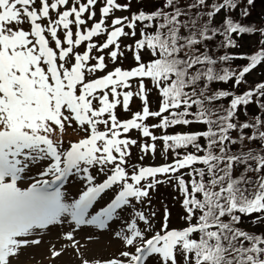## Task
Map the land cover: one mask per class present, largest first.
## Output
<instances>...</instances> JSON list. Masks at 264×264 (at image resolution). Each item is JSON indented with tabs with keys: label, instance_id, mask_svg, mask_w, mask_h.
Listing matches in <instances>:
<instances>
[{
	"label": "snow or ice",
	"instance_id": "snow-or-ice-1",
	"mask_svg": "<svg viewBox=\"0 0 264 264\" xmlns=\"http://www.w3.org/2000/svg\"><path fill=\"white\" fill-rule=\"evenodd\" d=\"M255 7L0 0V264L56 227L73 248L85 228L120 241L95 264H264V79H249L264 76V19L244 22ZM161 188L180 227L157 208Z\"/></svg>",
	"mask_w": 264,
	"mask_h": 264
},
{
	"label": "rangeland",
	"instance_id": "rangeland-1",
	"mask_svg": "<svg viewBox=\"0 0 264 264\" xmlns=\"http://www.w3.org/2000/svg\"><path fill=\"white\" fill-rule=\"evenodd\" d=\"M264 0H257L256 7L252 12V15L245 21L253 23H259L264 19V4L261 3ZM121 13H118V15ZM126 14V13H123ZM97 19H99V12L97 11ZM103 39V37H101ZM247 41L244 43L243 51L252 52L256 47V43L259 39L257 35L248 34L246 36ZM249 50V51H246ZM255 50V49H254ZM251 77L254 79H260L261 76L253 74ZM263 77V76H262ZM137 105L139 101L136 102ZM135 109V105L133 106ZM77 132L74 129H68L65 136V140H74L77 138ZM147 162V161H146ZM161 160H157L156 163H161ZM27 182L22 184L24 187ZM80 190V185L75 184L70 191L73 194ZM159 199L155 200L157 208L160 207L161 201L166 202L172 210V225L180 226L181 222L176 221L179 219L181 211L179 205L173 204L171 189L161 188L159 192ZM113 196V193H108L105 200H109ZM100 204L104 205L101 201ZM157 219L160 220L158 216ZM159 227V225H158ZM157 227V228H158ZM68 231L67 228H52L50 231L42 237V242L38 246H32L22 251L14 264H83V260H88L90 264H95L96 260L110 258L112 256H118L123 246L117 239L101 237L99 240H88V236L92 235L91 229L85 228L76 233V240L79 242L76 248H73L67 240L62 238V233ZM53 250L60 251L62 254L59 257H53Z\"/></svg>",
	"mask_w": 264,
	"mask_h": 264
},
{
	"label": "trees",
	"instance_id": "trees-1",
	"mask_svg": "<svg viewBox=\"0 0 264 264\" xmlns=\"http://www.w3.org/2000/svg\"><path fill=\"white\" fill-rule=\"evenodd\" d=\"M257 1V0H256ZM261 3H263V1L261 2ZM264 4V3H263ZM245 23H247V24H252L253 23V21L252 22H248V21H244ZM248 35V34H247ZM247 35H244L243 36V38H242V40L240 41L242 44H243V47H244V43H245V41H247V39H246V36ZM255 49V48H254ZM254 49H253V51H254ZM178 221H180V219H177ZM181 222V221H180Z\"/></svg>",
	"mask_w": 264,
	"mask_h": 264
}]
</instances>
